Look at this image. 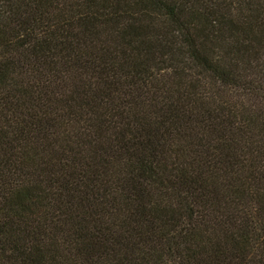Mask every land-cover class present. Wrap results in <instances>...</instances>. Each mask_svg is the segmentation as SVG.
Segmentation results:
<instances>
[{"label":"trees","instance_id":"trees-1","mask_svg":"<svg viewBox=\"0 0 264 264\" xmlns=\"http://www.w3.org/2000/svg\"><path fill=\"white\" fill-rule=\"evenodd\" d=\"M0 264H264V0H0Z\"/></svg>","mask_w":264,"mask_h":264}]
</instances>
